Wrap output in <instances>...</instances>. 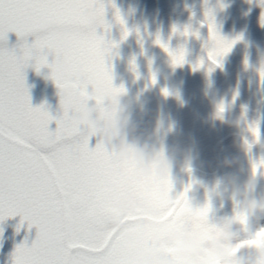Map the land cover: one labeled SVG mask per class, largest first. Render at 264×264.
Instances as JSON below:
<instances>
[{"label":"snow or ice","instance_id":"1","mask_svg":"<svg viewBox=\"0 0 264 264\" xmlns=\"http://www.w3.org/2000/svg\"><path fill=\"white\" fill-rule=\"evenodd\" d=\"M260 3L264 7V0ZM104 11L101 0H0V220L19 214L21 223L35 225L41 236L30 245H18L12 264H129L132 256L118 250V236L107 229L106 218L120 193L139 190L140 185L125 179L127 166L115 160L105 146L96 143L90 148L92 133L72 120L89 101L100 114L109 113L105 97L115 101L124 92L122 86H113L111 63L105 62L115 42L106 41L104 32L96 31L109 27ZM205 17L208 37L202 46L210 73L213 66H220L219 58L235 41L217 32L211 9L206 10ZM116 20L123 25L118 12ZM8 32L18 37L11 47L6 43ZM29 34L36 37L30 44L23 39ZM181 34L199 38V33L188 27ZM127 35L124 29L121 39ZM155 43L169 55L172 65L185 63L183 46L171 50L159 37ZM50 50L56 53L51 63ZM29 61L37 71L41 66L50 67L58 88L62 81H69L71 91L60 94L62 111L58 116L53 117L43 106L29 104L23 72ZM204 66L203 58L192 65L193 70ZM259 75L264 79V68ZM162 91L168 95L166 89ZM223 110L221 103L217 112ZM53 119L56 128L50 131L48 124ZM249 131L258 137L255 124ZM258 167L264 168V159L253 163V174ZM190 186L173 197L167 174L159 181L158 190L141 194L165 226L213 236L218 225L209 221L210 204L206 201L202 206H191L186 196ZM233 219L246 227L243 211H235ZM260 245H264V228L234 245L225 258L212 259L205 250L195 264H232L238 248ZM166 254L173 264H182L170 250Z\"/></svg>","mask_w":264,"mask_h":264},{"label":"flooded vegetation","instance_id":"2","mask_svg":"<svg viewBox=\"0 0 264 264\" xmlns=\"http://www.w3.org/2000/svg\"><path fill=\"white\" fill-rule=\"evenodd\" d=\"M117 12L123 25L116 20ZM262 12H264V7L261 6L260 0H222L217 14L212 13L217 32L226 39L235 41L229 52L219 58L222 74L217 82H214V72L206 71V65L193 70L192 65L199 56L197 53L190 52V35L185 37L181 34L185 27L190 30L189 11L177 17L166 18L153 10L150 0H116L112 10L104 18L109 25L107 31L96 29L97 34L104 32L106 41L115 42V47L111 48L105 62L106 64L111 63L113 86L124 88V92L117 97V103L129 109V115L131 111H139L136 112L137 119H128L137 122L142 133L148 134L154 127L145 116L144 109L147 105L157 109L156 116L161 121L167 120L166 123L172 121L169 117L175 115V110L185 105V114H183L186 117L185 127L171 131L162 129L161 134L165 138L158 142L161 148L176 147L177 149L175 163L169 171L172 181L170 195L174 197L190 184L186 192L190 205L199 207L206 201L209 202V221L218 225V231L210 237L198 236L200 232L195 230L190 232V236H181L190 238L192 246L198 245L202 237L205 243L203 247L201 246L203 249L209 248V242L220 243L221 233L227 227V222L235 220L233 213L237 211L235 207L240 204L233 203L232 197L225 196L224 199H220L213 192L215 178L228 172V165L224 161L232 156L235 161L241 162L233 172L236 175L239 169L252 170L253 163L264 159V79L259 75V70L264 68ZM201 18L206 21L205 12ZM124 29L128 30V35L121 39ZM157 37L162 42H166L171 50H177L181 46L185 49V63L181 65L185 80L180 83L173 79L179 74L177 65H172L171 60L163 62L164 57L171 59L170 57L164 56L163 53L155 54L156 56L153 57L156 62L148 64V69L143 72L144 79L141 82L143 91L155 90L156 93L155 97L151 98L152 103L144 104L138 92V75L143 68V56L152 45L156 44ZM200 37L201 33H199ZM237 37L239 39H236ZM35 38L32 37L25 41L30 44ZM52 52L53 50H50L48 55L49 63L53 59ZM225 56L241 60L242 70L239 69L235 73L228 71ZM23 72L24 84L31 105L36 91L41 86L54 81L51 77L52 69L48 66H41L37 71L29 61ZM153 73H156L154 83L152 82L153 77H148ZM154 84L155 87H152ZM183 84H185V100L179 97V89ZM193 87L196 88L197 95ZM165 89L168 95L163 93L162 90ZM174 91H177L176 98L172 95ZM208 98L215 100L216 104L210 105ZM221 103L224 105V110L218 113L217 106ZM253 124L258 128L257 138H254L249 131V126ZM195 156L197 160L194 162ZM124 164L127 166L125 179L138 182L140 189L120 193L113 211L108 214L107 218H149L152 221L131 222L124 232L136 230L142 234L149 224V228L155 229L153 235L162 237V232L156 229L163 228L165 225L161 222L153 227L148 223L161 220L155 209L148 205L147 197L141 194V192L158 190L159 181L162 178L155 175L151 165H138L131 156L126 157ZM254 175L255 187L260 180H264V168L258 167ZM108 191L111 189L109 188ZM253 193L254 199L259 198ZM262 195H264L263 191ZM243 212L246 213L244 210ZM246 215L251 231H249L248 223L245 227L235 220L234 228L236 234L240 235V239L232 241L231 244H237L242 239L250 237L258 229L264 228V222L257 221V218L264 217V214L256 218L249 217L247 213ZM180 229H182L180 226L169 227L163 232V237L178 238ZM245 233L248 234L245 235ZM222 244L223 242L220 245ZM261 246L264 245L257 247ZM229 250L230 247L228 252ZM214 259L220 258L215 257Z\"/></svg>","mask_w":264,"mask_h":264},{"label":"clouds","instance_id":"3","mask_svg":"<svg viewBox=\"0 0 264 264\" xmlns=\"http://www.w3.org/2000/svg\"><path fill=\"white\" fill-rule=\"evenodd\" d=\"M56 53L53 50L52 58L55 59ZM73 78H78L74 75ZM60 94L67 95L71 91L70 83L66 79L62 81L59 87ZM105 103L110 109V114L106 116L103 124L96 129L101 144L114 151L120 159L131 156L136 164H147L152 166V171L158 177L163 178L169 174L170 167L175 163L176 147L161 148L158 141H163L162 125L157 123L148 134L142 133L137 122L128 119L130 110L117 103L110 96L105 97ZM90 111V110H89ZM76 126H81L85 132L89 131L91 120H85L80 115L72 117ZM102 129V131H101ZM225 163L234 161L225 160ZM254 184L249 180L239 182L238 177L233 173H226L215 178L214 195L220 199L227 197H238L240 206L249 217L256 218L264 214V195L259 198H253ZM236 221L227 222V227L221 233L223 244L209 242V248L212 254L220 259L225 258L232 241L237 240V234L234 228ZM248 223L249 231L251 225ZM248 233H245L247 235ZM41 239L37 232L32 242ZM234 264H242L247 260L248 264H264V246L261 247H242L232 256Z\"/></svg>","mask_w":264,"mask_h":264},{"label":"rangeland","instance_id":"4","mask_svg":"<svg viewBox=\"0 0 264 264\" xmlns=\"http://www.w3.org/2000/svg\"><path fill=\"white\" fill-rule=\"evenodd\" d=\"M190 38H193L192 40L195 42L196 38L190 35ZM194 42L191 43L192 47L194 46ZM196 44V43H195ZM190 47V51H191ZM193 90L196 92V88L193 87ZM191 89V91H193ZM197 95V92H196ZM137 112V111H136ZM135 111L131 115L133 119H137V113ZM130 116V115H129ZM99 119L104 118L105 114H100L98 116ZM102 123L101 121H95L94 124L91 127L90 133L92 135L89 137V147H94L96 143H100L99 135L96 132V129L98 126H100ZM102 131V129H101ZM107 148V147H106ZM108 149V148H107ZM110 151V150H109ZM113 154V157L115 160L120 161L124 163L123 159H120L116 156V153L114 151H110ZM232 157V156H231ZM228 157V160L234 161L232 163H227L228 165V172L227 173H233L234 170L238 167V165L241 163L239 160L235 161L234 157ZM238 157V156H236ZM126 159V158H125ZM124 159V160H125ZM262 191L264 193V180H260L257 185L254 187V195L256 194L257 197L262 195ZM189 199V198H188ZM233 203L237 204L239 202L238 197H232ZM235 209L243 211L242 207L236 206ZM234 214V213H233ZM9 218V221L13 228L17 227L19 225V228L15 229L16 234L14 238L12 239L11 248H10V259L12 260V254L15 251V248L23 243L25 246L30 245L35 238L38 229L35 225H32L29 227L28 222L24 221L21 223V216L19 214L13 215V216H7ZM106 221H110V218H106ZM154 227V225H152ZM181 228V227H180ZM169 229V226H163V228L156 229L159 232H162V237L159 235H153V231L155 229H151L146 227V230L141 234L138 233L136 230L131 231H125V232H119L118 233V241L117 246H120L118 250L122 253H132L131 257H139L141 259V262L144 264H173V261L171 257L166 254L169 250L171 252V256H174L176 259L182 262V264H195L194 260L191 259V255L197 253L200 257L201 253L206 250V254L208 257L214 259L215 256L212 254V251L210 248L205 247L204 249L201 248L202 245V238L200 240L199 245H196L197 247L192 246L190 243V238L181 237L182 233L185 232V230L182 228L180 229V232H178V238L177 240H173L172 238L163 237L166 230ZM186 233V232H185ZM190 233V232H189ZM189 235L188 233H186ZM190 236V235H189ZM198 236H202L199 234ZM198 241V239H197ZM126 246H122L123 243ZM223 241H221L218 244H221ZM234 244H231V248ZM242 248V247H240ZM141 250V252H140ZM142 253V254H141ZM198 260V259H197ZM232 264H234V261L232 260Z\"/></svg>","mask_w":264,"mask_h":264},{"label":"water","instance_id":"5","mask_svg":"<svg viewBox=\"0 0 264 264\" xmlns=\"http://www.w3.org/2000/svg\"><path fill=\"white\" fill-rule=\"evenodd\" d=\"M209 0H150L151 6L153 10L157 13L160 14L166 18H171L180 15L182 12L190 11V20L189 24L190 27L194 28L195 30L201 31L204 34V39L201 44V47L199 49V55L202 56V58L207 62L210 63L207 60L206 57V50L202 46L205 42V40L208 37V28L207 25L202 22L199 19V15L201 11L206 7V4ZM102 3H104L105 6V11H104V18L110 13L112 10L116 0H111L109 3V0H101ZM35 35L29 34L25 36L23 39H28L30 37H33ZM18 37L14 32H8L7 33V45H12L17 43ZM165 53L166 52L160 50V47L154 46L151 49H149L146 54L147 55H152V53ZM58 95V96H57ZM48 96H52L48 99ZM60 96V90L57 86V84H49L43 87L38 91L36 94L35 98L33 99L32 102V107H37V106H43L44 108L47 109L50 115L53 117L58 116L62 109L60 106V98H56V102L52 101L54 100V97ZM85 106H83L84 108ZM90 110V111H89ZM95 111H92V104L88 105L87 110H82L81 108L74 114V115H80L83 119L85 120H90V117L92 114H94ZM82 129L81 126H78ZM48 128L50 131L54 130L56 128V123L55 119L51 120L48 124ZM245 171H240L238 174V177L240 178V181L244 182L245 181V176L244 173ZM129 264H138L136 261H129Z\"/></svg>","mask_w":264,"mask_h":264},{"label":"trees","instance_id":"6","mask_svg":"<svg viewBox=\"0 0 264 264\" xmlns=\"http://www.w3.org/2000/svg\"><path fill=\"white\" fill-rule=\"evenodd\" d=\"M16 228L12 227L9 218L0 220V264H12L9 253Z\"/></svg>","mask_w":264,"mask_h":264}]
</instances>
